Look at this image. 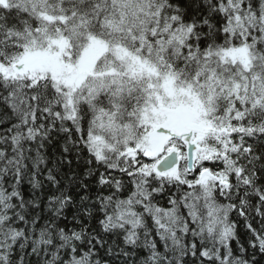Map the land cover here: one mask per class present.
Segmentation results:
<instances>
[{
    "label": "snow or ice",
    "instance_id": "obj_1",
    "mask_svg": "<svg viewBox=\"0 0 264 264\" xmlns=\"http://www.w3.org/2000/svg\"><path fill=\"white\" fill-rule=\"evenodd\" d=\"M0 264H264V0H0Z\"/></svg>",
    "mask_w": 264,
    "mask_h": 264
}]
</instances>
